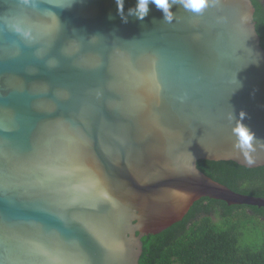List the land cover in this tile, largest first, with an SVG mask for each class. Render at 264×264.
<instances>
[{
    "label": "water",
    "instance_id": "water-1",
    "mask_svg": "<svg viewBox=\"0 0 264 264\" xmlns=\"http://www.w3.org/2000/svg\"><path fill=\"white\" fill-rule=\"evenodd\" d=\"M172 11L125 23L116 0H0V264H140L143 238L202 198L264 207L198 166H264L256 7ZM240 111L251 166L233 147Z\"/></svg>",
    "mask_w": 264,
    "mask_h": 264
},
{
    "label": "trees",
    "instance_id": "trees-1",
    "mask_svg": "<svg viewBox=\"0 0 264 264\" xmlns=\"http://www.w3.org/2000/svg\"><path fill=\"white\" fill-rule=\"evenodd\" d=\"M252 1L264 48V0ZM198 166L237 192L264 197V166L248 168L234 161L210 160H199ZM263 217L264 207L202 198L183 220L143 238L140 264H264V243L249 241L264 231Z\"/></svg>",
    "mask_w": 264,
    "mask_h": 264
},
{
    "label": "clouds",
    "instance_id": "clouds-1",
    "mask_svg": "<svg viewBox=\"0 0 264 264\" xmlns=\"http://www.w3.org/2000/svg\"><path fill=\"white\" fill-rule=\"evenodd\" d=\"M22 2L27 4L28 0H22ZM116 3L118 14L125 23H127L128 16H134L137 20L143 21L149 14L150 5L155 6L157 10L162 12L165 22L171 23L175 15L172 11L173 6L179 4L186 11L200 14L209 6L210 0H136L135 6L128 9L127 16L124 15V0H116ZM15 30L22 32L19 26ZM22 34L25 36L28 35L26 31L22 32ZM245 116L246 114L240 111L238 117L230 114L229 120H235L231 128V133L234 137L233 147L242 155L243 162L251 166L255 163L253 153L256 151L257 144L260 142L255 132L244 123Z\"/></svg>",
    "mask_w": 264,
    "mask_h": 264
},
{
    "label": "rangeland",
    "instance_id": "rangeland-1",
    "mask_svg": "<svg viewBox=\"0 0 264 264\" xmlns=\"http://www.w3.org/2000/svg\"><path fill=\"white\" fill-rule=\"evenodd\" d=\"M249 212L252 213L251 210ZM214 219L219 220V216H214ZM261 219L264 220V217ZM262 223L264 226V221ZM249 241L263 244L264 243V231L259 232L258 234H255L254 238L250 237Z\"/></svg>",
    "mask_w": 264,
    "mask_h": 264
},
{
    "label": "flooded vegetation",
    "instance_id": "flooded-vegetation-1",
    "mask_svg": "<svg viewBox=\"0 0 264 264\" xmlns=\"http://www.w3.org/2000/svg\"><path fill=\"white\" fill-rule=\"evenodd\" d=\"M214 216V215H213Z\"/></svg>",
    "mask_w": 264,
    "mask_h": 264
}]
</instances>
